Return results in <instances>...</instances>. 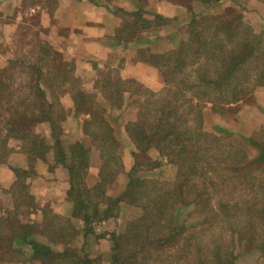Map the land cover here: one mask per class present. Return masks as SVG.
I'll list each match as a JSON object with an SVG mask.
<instances>
[{"label":"trees","instance_id":"1","mask_svg":"<svg viewBox=\"0 0 264 264\" xmlns=\"http://www.w3.org/2000/svg\"><path fill=\"white\" fill-rule=\"evenodd\" d=\"M145 6L138 3L132 11L115 9L131 19V43L138 40L137 31L168 23ZM185 27L182 33L187 37L175 48L160 53L138 48L133 59L159 70L162 94L144 98L143 85L135 79L108 75L96 80L93 91L62 90L70 94L69 114L78 119L89 144L65 138L61 123L68 114L61 104L56 106L44 82V73L49 71L66 80L67 64H28L32 78L28 92L21 96L13 88L2 96L9 83L0 81V111L6 112L0 113L4 125L0 152L10 150L5 141L15 135L30 165L11 167L17 192L13 194V184L6 191L13 195V204L0 205V264L14 252L42 264H91L86 254L67 246L55 250L54 243L65 245L79 233L71 219L82 220L80 234L86 237L93 221L108 218L113 210L116 214L120 202L131 201L138 190L152 195L147 194L140 215L127 222L121 233L112 235L109 264H147L152 257L160 260L151 264H234L238 255L260 250L264 258V127L236 145L231 132L217 126L207 128L204 123L207 110L221 114L225 104L241 102L264 87V25L255 33L241 10L228 6L220 13L191 14ZM119 39L125 42L121 35ZM252 58L255 62L249 64ZM125 98L137 110V118L125 126L137 151L132 152L134 161L125 189L111 197L108 190L123 166L121 143L106 116L109 109H120ZM39 122L49 123L52 143L33 132ZM244 142L254 149L253 158ZM151 149L177 166L175 180L161 182L157 188H153L156 180L136 174L145 164L161 165L160 161L138 159L139 153ZM49 152L51 161L45 156ZM37 159L51 169L60 166L65 170L66 195L72 204L65 218L47 206L38 220L20 218L23 206L37 207L25 183L35 175L32 166ZM5 162L0 154V164ZM228 185L237 192L235 198L226 195L229 191L222 192ZM61 219L64 225H58ZM36 234L46 242L39 241ZM167 247H173V253L166 255Z\"/></svg>","mask_w":264,"mask_h":264},{"label":"rangeland","instance_id":"2","mask_svg":"<svg viewBox=\"0 0 264 264\" xmlns=\"http://www.w3.org/2000/svg\"><path fill=\"white\" fill-rule=\"evenodd\" d=\"M49 8L55 7L57 0H43ZM108 0L107 2H111ZM142 7L145 6L146 0H137ZM177 1V0H175ZM185 5L189 11L188 17L181 21V24L175 22L176 20H171L169 23L165 24L163 28L160 29V35H151V45L150 46H137L138 43L134 44L133 55L131 59L133 60L136 57V52L143 48H150L153 52H164L176 47L179 40H185L187 37L186 33H182L185 30V26L191 16H201L208 13H220L224 8L228 6H233L231 4L225 6L221 3H218L216 8L206 6L210 0H178ZM198 1L202 3V6H199ZM217 1V0H216ZM232 1V0H231ZM41 3L42 0H39ZM211 3V2H210ZM34 4L30 0H27L22 3V11L20 14H17L19 7L16 6V11H11L14 6L4 5L5 11H11L9 15L4 19L0 17V81L4 80L9 83L8 88L4 90L3 95L11 88L16 90V93L21 96L28 92L29 87L27 85L28 80L32 76L28 73V64H41L44 61V64H67L69 68V73L65 79L56 78L51 71L44 73V82L47 86L49 94H52L56 106L62 105L65 113L68 114L66 119L62 121L61 127L65 138L73 140H81L85 144H89L88 139L82 134L80 123L76 117L69 112H72V100L70 94L63 92L62 90L76 88H82L87 91H93L95 87V82L97 79L101 78L103 75L109 78H122L127 79V77L122 76V67H123V57L121 53H115L104 62V64H98L97 61L89 60L86 64H82V67L78 66V60L81 59V55L77 56H68L64 52L69 49L74 48L72 45H66L67 48H62V50L56 49L55 45L51 42L50 32L48 28H39L40 24L38 23L39 12H24L27 7ZM209 5V4H208ZM108 5H106L107 7ZM235 7V6H234ZM115 11L116 8H121L117 5H111L110 9ZM215 9V10H214ZM238 9V8H237ZM211 10V11H210ZM119 16L118 30L116 29L114 40L118 41L120 45H123L124 48H127L128 42L131 40V29L128 26L129 17L122 15L121 12L116 11ZM242 13V12H241ZM243 14V19L249 23L255 33L261 31L264 22H261L262 26L256 25L258 22L253 21L249 17H246ZM19 17L18 20L16 18ZM130 19V20H129ZM22 20V22H21ZM18 22V24H17ZM17 24V25H16ZM21 24V26H20ZM41 27V26H40ZM138 27V25H136ZM40 31V34H38ZM59 34L63 32L62 29L57 30ZM133 32V31H132ZM122 40L119 41L120 35ZM137 34V33H136ZM57 36H59L57 34ZM50 37V38H49ZM143 37V36H142ZM137 38V37H136ZM60 39V36H59ZM144 39V37H143ZM61 40V39H60ZM145 40V39H144ZM142 43V41H140ZM140 48V49H138ZM57 57L56 62L53 61V58ZM252 64L255 62V59H251ZM52 67V66H51ZM152 67V66H151ZM46 67H43L45 70ZM137 76L142 77L141 79H135L143 85L144 90H142L144 98H151V94L155 96L163 93V79L159 70L153 67V70L144 69L143 71H138ZM131 78V77H130ZM134 79V78H131ZM65 80V81H64ZM26 85V86H25ZM98 96V90L95 91ZM127 96L124 94V97ZM154 97V96H153ZM129 102L125 98L123 101V106L120 109H109L107 112V119L110 124L113 126L115 135L121 143L120 155L123 170L116 178L115 183L109 188L108 195L111 197H116L122 192L127 183V172L133 165L134 157L132 152L137 151L136 145L130 140L129 136L125 132V126L127 122L135 120L137 118L136 107L128 105ZM209 107V105H207ZM59 110V109H57ZM3 115H6V112H1ZM221 114H216L211 110H207L204 115V123L207 128L209 127H219L225 131L232 133L231 141L232 143L239 145L243 144L242 138L249 137L255 134L258 130L264 127V87L258 88L256 92L252 95L247 96V98L238 103H229L225 104V107L220 110ZM4 127L3 125V116L0 117V128ZM33 132L39 136H44L52 143L50 137V127L48 122H39L36 126L33 127ZM65 141H67L65 139ZM6 148H10L5 153V149L0 152L6 160L5 163L0 164V205L10 206L13 204V195L7 193L8 189L11 190L12 185L15 181V175L11 170L12 166L25 167L29 168L30 165L27 164V158L25 154L20 152V143L21 141L15 135L9 137L6 141ZM248 148V153L252 158L255 156V151L253 148L246 142H244ZM139 152V151H138ZM52 153V152H51ZM50 152L45 156L47 160L51 161L52 154ZM92 160L96 161V154L92 152ZM149 159L155 160V162L160 161L161 165L153 167L152 165L145 164L138 168L136 174L141 179H152L156 180V185H153V188H157L161 182H172L175 180L177 175V166L169 161L168 157L165 155L160 158L158 152L155 149H151L146 153H139L138 159ZM43 160L37 159L36 163L32 166L35 169V175L29 176L25 183L28 185V191L35 198L37 207H32L30 204L28 207H22V215L26 216L28 222L33 220H38L41 218L44 206L49 207V209L54 213L63 218H65L69 211L71 210L72 204L67 198L66 191L68 188L67 182L62 184L59 182L60 179H63V173H59L62 167H54L51 169L49 165ZM64 170V169H63ZM65 171V170H64ZM44 172V173H43ZM93 180V179H92ZM144 186H148L147 183ZM242 188H238L239 190ZM4 190V192H3ZM228 192L226 195L236 197L237 192L231 189V186L228 185L225 190L222 192ZM17 192V187L14 184V193ZM149 194V193H147ZM146 192L138 190L136 195L132 198L131 201L126 199L124 202H120L119 209L116 214L113 213L105 219H100L93 221L91 223V230L88 232L86 237H82L80 234L82 225L81 219H71V224L77 229L79 233L71 241H67L64 245L63 243L57 242L54 243L53 248L55 250H62L64 247H69L76 252L84 253L91 259V264H109L111 257V248H112V235L121 233L127 222L135 220L140 215V208L142 204H145L148 199ZM245 194L249 195L248 190H245ZM152 194H149V196ZM58 225H64V220H58ZM54 230L58 231L60 228L53 227ZM37 239L41 242H46L45 237L36 234ZM167 250H164L166 255L168 253H173L171 251L173 247H167ZM261 251V250H260ZM244 253L238 255L234 264H264V258L261 257L262 251ZM161 257H164L163 253H159ZM264 254V253H263ZM152 260H160L151 258L147 261V264H151ZM1 264H42L38 260H27V256L24 253L14 252L8 254Z\"/></svg>","mask_w":264,"mask_h":264},{"label":"crops","instance_id":"3","mask_svg":"<svg viewBox=\"0 0 264 264\" xmlns=\"http://www.w3.org/2000/svg\"><path fill=\"white\" fill-rule=\"evenodd\" d=\"M25 1L27 0H0L1 19L6 21L5 19H8L7 15L11 11L17 10L16 6L19 7L17 14H20L22 11L20 6ZM30 1L34 4L27 7L24 12L29 14H31L30 12H39L38 23L41 27H38L49 29L51 37L49 38L52 39L51 42L56 49L60 51L62 48H67L66 45H72L74 48L71 50L67 49L64 52L65 54H69L68 56L83 54L81 59L78 60L79 67H82V64H86L89 60L104 64L109 56L121 53V57H123V67L121 69L123 77L141 79L143 76H137L138 71H143L144 69L153 70L150 65L132 60V52L135 43L139 42L137 46H150L151 35H160V29L165 27L164 25L137 31L136 37L138 40L133 43L129 42L127 48H124L117 40L113 39L116 29L118 30L119 21H116L119 16L115 13L116 11L112 10V8L110 9V6L117 5L124 10L132 11L137 7V0H112L109 3L105 0H57L55 7L52 9L43 0L41 3L39 0ZM210 2L208 3L209 5L206 3V6L212 7V10L218 6V3L225 6L231 4L240 9L242 13L244 12L246 17L258 22L256 25L262 26L260 23L264 22V0H210ZM4 5L14 6V8L11 11H8L9 9L5 11ZM106 5L108 6L106 7ZM199 6H202L200 1H198V9ZM145 8L165 17L168 23L171 20H176L175 22L181 24V21H184L189 15L187 7L178 0H146ZM144 16L146 15L144 14ZM18 19L19 17L16 18V20ZM59 29L63 30L61 34L57 32ZM40 31L39 29L38 34H40ZM61 46L63 47L61 48ZM60 172L63 173L64 177L59 180L62 184L66 180V174L63 169H60Z\"/></svg>","mask_w":264,"mask_h":264}]
</instances>
